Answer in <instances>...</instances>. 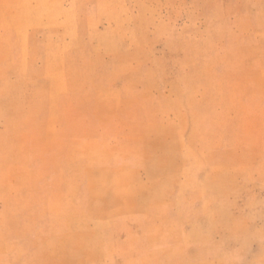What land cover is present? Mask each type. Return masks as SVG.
I'll list each match as a JSON object with an SVG mask.
<instances>
[{
    "label": "rangeland",
    "instance_id": "374dc122",
    "mask_svg": "<svg viewBox=\"0 0 264 264\" xmlns=\"http://www.w3.org/2000/svg\"><path fill=\"white\" fill-rule=\"evenodd\" d=\"M0 264H264V0H0Z\"/></svg>",
    "mask_w": 264,
    "mask_h": 264
}]
</instances>
